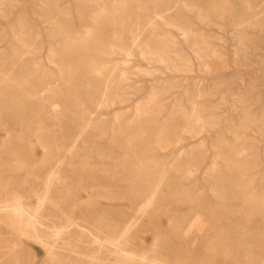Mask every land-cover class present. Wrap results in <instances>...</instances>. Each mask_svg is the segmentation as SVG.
Masks as SVG:
<instances>
[{
  "label": "rangeland",
  "instance_id": "obj_1",
  "mask_svg": "<svg viewBox=\"0 0 264 264\" xmlns=\"http://www.w3.org/2000/svg\"><path fill=\"white\" fill-rule=\"evenodd\" d=\"M36 3L0 0V97L2 103L11 95L20 98L19 103L1 110L0 129L9 119L11 132L0 146V203L16 196L31 204L41 202L43 218L65 220L71 215L87 221H115L113 228H121L134 214L132 204L146 201L150 194L148 185L124 167L122 158L128 154L130 165L149 164L146 170L152 182L161 166L167 169L152 202L142 215L136 214L140 219L127 232L134 249L169 264H246L243 254L253 264H264V242L253 236L264 238V208L260 206L264 190V0H165L154 15L127 22L122 32H109L107 49L90 51L88 56L107 75L97 89L93 84L90 89L86 86L96 83L92 77H83V72L92 69L75 65L74 51L63 52L66 61L54 58V53L62 42L59 38L81 39L95 28V15L124 1L59 0V8L72 11L68 22L58 20V24L55 18L38 16L33 9ZM41 4L38 10L43 14ZM81 11L85 16H79ZM63 22L69 36L53 34L57 38L51 39L50 30ZM114 34L119 37L114 39ZM19 37L28 41L26 50ZM119 38L123 43L116 41ZM155 39L163 49L156 47ZM51 48L55 50L50 52ZM34 56L39 58L33 60ZM60 69L70 83L83 79L84 87L80 90L69 81L62 82ZM29 76L30 84L24 89L38 87L35 99L43 100L45 106L21 91L20 79ZM105 79L111 80L108 97L118 93L121 101L101 102ZM58 82L59 94L48 93L46 88ZM154 93L156 103L149 111L147 103ZM49 100L58 103L59 111L49 114ZM145 109L135 120L138 110ZM193 112L200 113L199 118ZM83 119L92 122L79 130ZM142 131L144 139L136 136L132 146L122 145L121 140L129 136L126 132ZM158 137L169 144L158 147ZM47 138L50 144L45 151L40 142ZM242 162L244 178L233 165ZM49 174L52 183H62L64 189L51 187L47 197L40 199ZM76 194L83 201L74 207ZM100 204L120 205L124 215L112 217ZM30 234L8 213L0 212V264H87L92 246L84 241L72 240V250L54 243L57 254L49 255L48 246ZM110 264L144 263L134 258Z\"/></svg>",
  "mask_w": 264,
  "mask_h": 264
},
{
  "label": "bare ground",
  "instance_id": "obj_2",
  "mask_svg": "<svg viewBox=\"0 0 264 264\" xmlns=\"http://www.w3.org/2000/svg\"><path fill=\"white\" fill-rule=\"evenodd\" d=\"M5 0H3L4 2ZM11 1V0H10ZM35 3L37 1V5L33 8L35 9L34 12H36V14H38V16H44V18L47 20V19H54L55 18V21L57 24L60 22L58 20H63L64 22H68V20L66 19H69V16L71 15V11L70 9L68 8H59V0H34ZM124 3L122 4H113V8L112 10H104V11H100L97 15H95L96 19H94V22H97V24H95V28L91 31H88V33L86 35H84V37H82L81 39H76V38H73V39H69V40H64L63 38H59V39H62L61 43H60V47L57 48V52L54 53V58H58L59 60H62L64 59L63 56H65V52L67 51H74V55H77V63H74L75 65L77 66H90L91 67V71L89 72H83V77L84 78H88V77H92L94 79V81H96V83H88L86 86L89 87V89L91 88V85L93 84L96 89L98 87V85L100 84L101 82V78L103 79V77H105L106 75V71L104 72L103 70L97 68V63H95V61L92 59V57L88 56L89 53L91 54V50L95 47H99V48H106V44L108 43L106 41V36H109L107 35L109 32H113V33H119V32H122L124 26H126V24H128L127 22L129 21H132V20H138L139 18H141L142 16H145V17H150L152 14L154 15L156 12H157V8H158V4H161V3H164L165 0H123ZM143 2V4L141 5L140 2ZM208 2H213L215 3V1L217 0H207ZM15 3V1H14ZM12 2L13 5H17V4H14ZM41 3H46L44 4L45 6H42ZM120 3V2H119ZM41 4L43 8V14L39 12L38 10V5ZM112 4V3H111ZM227 5V4H226ZM112 6V5H110ZM160 6V5H159ZM216 5H214L215 7ZM194 7V6H193ZM247 7V6H246ZM218 8V7H217ZM32 9V10H33ZM40 9V8H39ZM111 9V8H110ZM219 10V9H218ZM247 10V9H246ZM182 11V10H181ZM7 12V11H6ZM26 12V11H25ZM85 12L81 11L80 12V15L79 16H85L84 15ZM216 13V12H215ZM214 13V14H215ZM210 14V12H209ZM261 15V14H260ZM10 16V14H9ZM154 17V16H153ZM256 18V17H255ZM258 18V17H257ZM19 19V17H18ZM248 19V18H247ZM259 19V18H258ZM257 19V20H258ZM25 20V19H24ZM40 20V18H39ZM256 20V21H257ZM53 22V23H54ZM63 22V23H64ZM245 23V22H244ZM249 23V22H248ZM148 24V23H147ZM242 24V23H241ZM251 24V23H250ZM33 25V24H31ZM30 25V26H31ZM37 25V24H36ZM36 25H35V29H36ZM39 25V24H38ZM41 25V24H40ZM49 25V24H48ZM154 25V24H153ZM247 25V24H245ZM15 26V25H14ZM21 26V25H20ZM54 26V25H53ZM56 26V25H55ZM82 26V25H81ZM150 26V25H149ZM148 26V27H149ZM19 27V25H18ZM24 27V26H23ZM32 27V26H31ZM49 27V26H48ZM157 27V26H156ZM254 27V26H253ZM252 27V28H253ZM12 28V27H11ZM17 28V26H16ZM21 28V27H20ZM41 28V27H39ZM85 28V27H84ZM137 28V27H135ZM159 28V27H158ZM235 28V27H234ZM19 29V28H17ZM42 29V28H41ZM53 29V28H52ZM83 29V28H82ZM142 29V28H141ZM150 28H148L149 30ZM21 30L24 31V29L22 28ZM32 30V29H31ZM36 30H39V29H36ZM84 30V29H83ZM236 30V29H235ZM154 31V30H153ZM156 31V29H155ZM28 32L30 33V31L28 30ZM35 32V31H34ZM51 32V33H50ZM49 32V35L51 34V36L53 34H56L58 35L57 37H60L61 35H68L70 34V31H69V28H68V25H66L64 23L63 26L61 25H58V28L56 27V29H53V30H50ZM151 32V31H150ZM235 32V31H234ZM27 33V32H26ZM33 33V32H32ZM21 34V33H20ZM34 34V33H33ZM60 34V35H59ZM122 34V33H121ZM138 34V33H137ZM155 34V33H154ZM19 35V34H18ZM23 35V34H22ZM28 35V34H27ZM48 35V36H49ZM142 35V34H141ZM151 35V34H149ZM153 35V34H152ZM40 36V35H39ZM47 36V35H46ZM55 36V35H54ZM123 36V35H122ZM154 36V35H153ZM152 36V37H153ZM157 36V35H156ZM29 37V36H27ZM38 37V36H37ZM50 37V36H49ZM56 37V38H57ZM63 37V36H62ZM114 39L118 38L119 36L117 34H114ZM135 37V36H134ZM14 38V36L12 37ZM17 38V37H16ZM16 38H14L13 40L17 41ZM20 40L22 41L23 43V48H25L26 50V47H27V44H28V41H26L24 38H21L19 37ZM51 39L52 38H55V37H50ZM55 38V39H56ZM69 38V37H68ZM67 38V39H68ZM140 38V37H138ZM200 38V37H199ZM50 39V40H51ZM238 39V38H237ZM19 40V39H18ZM46 40V39H45ZM108 40V39H107ZM133 40V39H132ZM197 40V39H196ZM215 40V39H214ZM248 40V39H246ZM47 41V40H46ZM58 41V40H56ZM109 41V40H108ZM115 41V40H114ZM118 43L120 41V43H123L121 42V39L119 38L118 40H116ZM154 41V40H153ZM157 40L155 39V42ZM163 41V40H162ZM173 41V40H172ZM243 41V40H242ZM107 42V43H106ZM112 42V40H111ZM133 42V41H132ZM241 42V41H239ZM249 42V41H248ZM18 43V42H17ZM50 43V42H49ZM55 43V42H54ZM158 44L159 41H157ZM165 43V42H164ZM163 43V44H164ZM21 44V43H20ZM51 44V43H50ZM53 44V42H52ZM156 47H158L159 49L162 48L163 49V46H162V43L160 45H158ZM240 44V43H239ZM250 44V43H249ZM18 46V44H16ZM37 45V44H35ZM59 45V44H58ZM120 45V44H119ZM167 46V44H165ZM2 46V45H1ZM16 46V47H17ZM53 46V45H52ZM57 46V45H56ZM241 46V45H240ZM55 47V46H54ZM122 47V46H121ZM155 47V48H156ZM168 48V47H167ZM170 48V47H169ZM10 49V48H9ZM28 49V48H27ZM107 49V48H106ZM112 49V47H111ZM136 49V48H135ZM161 49V50H162ZM209 49V48H208ZM13 50V48H12ZM18 50V48H17ZM20 50V48H19ZM30 50V49H28ZM35 50H37V48H35ZM52 50L54 51V49L51 48L50 52H52ZM113 50V49H112ZM140 50V49H139ZM160 50V52H161ZM165 50V49H164ZM214 50V49H213ZM14 51V50H13ZM32 51V49H31ZM166 51V50H165ZM21 52V51H20ZM27 52V51H26ZM36 52V51H35ZM64 52V53H63ZM102 52V51H101ZM105 52V51H104ZM158 52V51H157ZM156 52V53H157ZM158 52V53H160ZM22 54H24L25 52L22 51L21 52ZM20 53V54H21ZM61 53V54H60ZM103 53V52H102ZM154 53V52H153ZM17 54V53H16ZM39 54V53H38ZM51 54V53H50ZM70 54V53H69ZM165 54V53H164ZM172 54V53H171ZM34 55V54H33ZM40 55V54H39ZM98 55L100 56V53H98ZM127 55V54H126ZM157 55V54H155ZM173 55V54H172ZM13 56V55H12ZM24 56V55H22ZM48 56V55H47ZM53 56V53L52 55ZM132 56V55H131ZM149 56V55H148ZM177 56V55H175ZM15 57V56H14ZM27 57V56H26ZM25 57V58H26ZM104 57V56H103ZM159 57V56H158ZM29 58V57H28ZM39 58L38 56H34L33 60ZM50 58V57H49ZM95 58V57H94ZM109 58V57H108ZM132 58V57H131ZM180 58V57H179ZM14 59V58H13ZM31 59V58H30ZM48 59V58H47ZM133 59V58H132ZM6 60V59H5ZM49 60V59H48ZM57 60V59H55ZM66 61V59H64ZM97 60V59H96ZM103 60V59H102ZM105 60V59H104ZM144 60V59H143ZM27 62V61H26ZM182 62V61H181ZM30 63V62H29ZM54 63V62H53ZM112 63V62H111ZM62 64H65V63H62ZM61 64V65H62ZM69 64V63H68ZM67 64V65H68ZM102 64V63H100ZM122 64V63H121ZM114 66V65H113ZM206 66V65H205ZM119 67V66H118ZM37 68H38V64H36V69H35V72H37ZM108 68V67H107ZM74 69V68H73ZM68 70V69H67ZM71 70V69H69ZM113 71V70H112ZM134 71V70H133ZM66 72V71H65ZM74 73V72H73ZM147 73V72H146ZM50 74V73H49ZM70 74V72H69ZM108 74V72H107ZM19 75V74H18ZM23 75V74H22ZM51 75V74H50ZM65 75H68V74H64V72L62 71V69L59 70V76L61 77V79L63 80L62 82H68L69 81V78L67 79L65 77ZM10 76V75H9ZM21 76V75H20ZM37 76V75H36ZM43 76V74H42ZM48 76V75H47ZM107 76V75H106ZM111 77V74L109 75ZM108 76V78H109ZM121 75H119L120 77ZM32 77V76H31ZM29 78L30 76L26 79V77L24 78H21L20 81H19V86L20 88H23L21 89V91L25 92L26 94L25 95H30L32 96V98L34 97L35 98H39V90H38V87H34L31 91L27 90V89H24V86L27 87L28 84H30L29 82ZM35 73H34V79H35ZM51 78H52V75H51ZM54 78V77H53ZM112 78V77H111ZM115 78V77H114ZM113 78V79H114ZM11 79V78H10ZM39 79V78H38ZM44 79V78H43ZM110 79V78H109ZM13 80V79H12ZM83 80V79H82ZM81 79L79 78H76L72 83H69L70 85H74V87H76L77 89H82L84 86H82V84L84 82H82ZM108 79H105L104 80V88L103 91H102V99H101V102L103 103H107L109 101V99L111 100V102H118V100L121 101L122 97H120L118 95V93H113L112 94V97H108V94L111 93V89H110V81L109 83H107ZM131 80V79H129ZM15 81V80H14ZM115 81V80H114ZM113 81V82H114ZM103 82V80H102ZM121 81L117 82V83H120ZM14 83V82H13ZM116 83V82H115ZM123 83V82H122ZM102 85V83H101ZM125 85V84H124ZM48 86V85H47ZM52 86V85H51ZM113 86V84H112ZM138 86V84H137ZM30 87V86H29ZM118 87V86H116ZM115 87H113L114 89ZM60 89H61V85L58 83H55L54 86L52 87H48L46 88L47 92L49 93L51 91L50 94H59L60 92ZM124 89V88H123ZM133 89V88H132ZM87 92H88V89L86 88ZM85 90V91H86ZM43 91V90H42ZM110 91V92H109ZM44 92V91H43ZM114 92V91H112ZM125 92V91H124ZM45 93V92H44ZM54 94V96H55ZM61 95V94H60ZM87 95V94H86ZM95 95V94H94ZM44 96V95H43ZM51 96V95H50ZM48 97V99H52L51 97ZM111 96V95H109ZM237 96V95H236ZM240 96V95H239ZM91 97V96H89ZM202 97V96H201ZM17 96L16 95H11L10 97H8L7 99V103H2V99L0 97V120L1 119V110H4L5 111L7 109H9L11 106L10 104H16V103H19L20 101V98L19 99H16ZM28 98V97H27ZM65 98V97H64ZM88 98V97H87ZM121 98V99H120ZM239 98V97H238ZM31 99V98H30ZM159 99H162L159 97ZM246 99V98H245ZM10 100H13L15 102H12L10 103ZM37 102H39L37 99H35ZM197 100V99H195ZM45 102H43V100H41V103L39 102L40 105H43L45 106L44 104ZM156 103V94L154 93L153 95H150V98L148 100V103H147V107L148 110L150 109L151 105L152 104H155ZM164 104V103H163ZM163 104L161 106H163ZM47 105H48V112L49 114H52V113H55L57 111H59V107H57L58 103L55 101V100H49V102H47ZM74 106V105H73ZM80 106V105H79ZM78 106V107H79ZM99 106V105H98ZM77 107V108H78ZM155 107V106H154ZM175 107V106H174ZM160 108V107H158ZM165 108V107H164ZM173 108V107H172ZM143 109V108H142ZM147 109L145 110H138V113H137V119L135 120H139L140 119V114L143 113L144 111H146ZM147 110V111H148ZM161 111L163 109H160ZM176 110V109H175ZM194 110V109H192ZM202 110V109H201ZM238 110V109H237ZM150 111V110H149ZM183 111V109H182ZM181 112V111H179ZM63 113V112H62ZM145 113V112H144ZM153 113V112H152ZM157 113V112H156ZM162 113V112H160ZM183 113V112H182ZM194 113V112H193ZM3 114V113H2ZM59 114V113H58ZM136 114V113H135ZM195 115H193L196 119L199 118V114L200 113H194ZM55 115V114H53ZM158 115V114H157ZM162 115V114H161ZM156 116V115H155ZM181 116H184L186 117V115H182ZM85 117L87 118V116L85 115ZM89 117V116H88ZM92 117V116H91ZM134 117V116H133ZM66 118V117H65ZM155 118V117H154ZM160 118V117H159ZM194 118V119H195ZM142 119V117H141ZM150 119V118H149ZM193 119V121H195ZM202 119V118H200ZM263 119V118H262ZM133 120V119H132ZM181 120V119H180ZM183 120H185L183 118ZM190 120V119H189ZM198 121V120H197ZM210 121V120H209ZM91 120L90 119H83L81 121V123L79 124L80 125V129H83L85 128L86 126H88L89 124H91ZM156 122V121H155ZM181 122V121H180ZM196 122V121H195ZM201 122V121H200ZM205 122V121H204ZM10 123L11 121L9 119L6 120V122H3V124L1 125V128L0 131L2 130L3 131V135L1 136L0 138V146H3L5 142H7V138L11 132V128H10ZM142 123V121H139L138 124ZM245 123V122H244ZM188 124V123H187ZM202 124V123H201ZM132 125V124H131ZM135 125V124H134ZM126 126V125H125ZM141 126V125H140ZM254 126V125H253ZM133 127V126H132ZM131 127V129H132ZM211 128V127H210ZM177 131V130H176ZM21 132V130H20ZM1 133V132H0ZM80 133V132H79ZM129 136L128 138H125L123 140H121V143L123 146H127L130 147L132 146L133 142H134V139L136 138V136H140L142 139L143 136H144V132H132V133H129V132H126ZM183 133V132H182ZM125 134V133H123ZM35 137L38 136L37 134H34ZM233 135V134H232ZM126 136V135H125ZM43 138H46V137H43ZM9 139V138H8ZM42 139V137H41ZM46 140V139H45ZM49 139L47 138V141L45 142H40L41 144V147L43 148V150L46 151V149L48 148V144H50V142L48 141ZM77 141V140H75ZM140 141V140H138ZM247 141V140H246ZM248 142V141H247ZM54 143V142H53ZM135 143V142H134ZM156 143L158 144V147L160 148H163V147H166L167 144H169V140H166V139H161V138H157L156 139ZM180 143V142H179ZM173 144V143H172ZM176 144V143H175ZM13 145V144H12ZM239 150V149H238ZM44 151V153H45ZM241 151V150H240ZM238 152V151H237ZM232 155V154H230ZM264 155V154H263ZM236 156V155H235ZM255 158V157H254ZM123 162H124V167L132 174H134L133 176L135 177V179H138L139 181L141 182H144L148 185L149 189H150V194L146 197V201L144 200H137L135 204H132V210L133 208H135L134 211V214L130 217V218H127L123 224V226L121 228H113V224L114 222H105L101 219H98V220H94V221H87V220H83V219H79L77 218L76 216H68L65 220H55V219H49L48 217L46 218H43V216L41 215L40 213V208H41V202H37V203H28V202H25L23 201L20 197H12L9 201H5L3 203H0V212H5V213H8L11 217H12V221H14L15 223H17L20 228L22 227V229L24 230H27V231H30V235H32L35 239H38L39 241L43 242V244L47 245L48 246V254L49 255H53V254H57L55 253L56 251H53V246L55 245L54 243H59L61 242V247H63L65 250H72L71 247V243H72V240L73 241H84L85 243H87L88 245H91L92 249L91 251L88 253V261H87V264H110L111 261H116L118 262L119 260L120 261H126V260H129V259H136V260H139L141 262H143L144 264H169L166 260H163V259H159L157 257H155L154 255H150L149 253L147 252H139L137 251L136 249H134L131 245V243L129 244L128 242V236H127V232L130 230V227L131 225H134L139 219L137 218L136 214L138 212H140L139 214L142 215L141 213L142 212H145L146 209L148 208L149 204L152 202L155 194L158 192L157 190H159L160 188V184H162V179L165 178L164 176H166V172H167V169L164 167V166H161L159 172H158V175H157V180L155 182H152V178L150 176V174L148 173V171L146 170V168H149V164H147L145 161H142L140 163H136V164H128L127 162L130 161V156L128 154H126L123 158ZM223 159V158H222ZM221 159V160H222ZM228 159V158H226ZM239 159H241L239 157ZM230 160V159H229ZM242 160V159H241ZM232 161V160H231ZM243 161V160H242ZM243 163V162H242ZM245 163V162H244ZM244 163L243 164H233L235 165V169L237 170L238 174L240 173L242 175V177L244 178L245 176L243 174H246V167L244 166ZM250 163V162H249ZM254 163V162H253ZM264 163V162H263ZM246 164H247V161H246ZM151 165V164H150ZM257 165V164H256ZM170 166V165H169ZM255 166V165H254ZM174 167V166H173ZM202 167V166H200ZM231 167V166H230ZM225 168V167H224ZM227 168V167H226ZM233 168V167H232ZM252 168V166H251ZM260 168V167H259ZM258 168V169H259ZM256 170V168L254 169V171ZM179 171V170H178ZM183 171V170H182ZM177 172V170H176ZM174 172V173H176ZM250 172V171H249ZM182 173V172H181ZM129 174V173H128ZM169 174V173H168ZM258 174V173H257ZM52 176H50V174L48 175V177L43 181V188H42V192H41V195L39 196L40 199H45L47 197V193L48 191H50L49 189H57L58 191H61L62 189H64L62 183H55L53 184L52 182ZM54 177V176H53ZM136 180V181H138ZM263 180V179H261ZM162 182V183H161ZM233 182V180H232ZM249 182V181H248ZM247 183V182H246ZM53 184V185H52ZM222 184V183H221ZM254 184V183H253ZM261 186V185H260ZM225 187V186H224ZM66 188V187H65ZM211 189V187H210ZM215 189V188H214ZM233 190V189H232ZM236 191V190H235ZM262 191V190H261ZM218 192V191H217ZM232 192V191H231ZM201 193V192H200ZM263 195L261 197V202H260V206L262 208H264V190H263ZM253 196V195H252ZM116 197V196H114ZM125 197V196H124ZM129 198V197H127ZM119 200V198H118ZM130 200V199H128ZM255 200H258L255 199ZM83 201V198L82 196H78L77 194L74 195L73 197V205L74 207H77V204L82 202ZM253 201V200H252ZM158 202V201H157ZM241 202V201H240ZM256 202V201H254ZM258 204V203H257ZM116 206L114 205H107V204H100V208L103 209L105 211L106 214L108 215H111L112 217H118V216H123L124 213H122L120 211V209L118 208L120 205H117L115 204ZM256 205V204H255ZM131 207V206H130ZM247 207V206H245ZM244 207V209H245ZM254 209V208H252ZM256 209V208H255ZM246 210V209H245ZM259 210V209H258ZM264 210V209H263ZM133 211H130V212H133ZM244 211V210H243ZM262 212V211H261ZM252 213H255L254 211ZM258 213V212H256ZM255 213V214H256ZM254 214V215H255ZM139 215V217H140ZM228 217V216H227ZM258 217V216H257ZM225 218V217H223ZM229 218V217H228ZM251 218V217H250ZM254 218V217H253ZM222 219V217H221ZM226 220V219H224ZM261 221V220H260ZM226 222H229V220H226ZM254 222V221H253ZM257 222V221H256ZM263 222V221H262ZM252 223V221H251ZM256 224V223H255ZM254 224V225H255ZM259 224V223H258ZM92 225V226H90ZM105 225L107 226V228L105 227ZM259 227V225L257 226ZM106 228V229H105ZM260 228V227H259ZM256 234V233H255ZM261 234H264L261 233ZM253 236H257L256 239H258V242H264V238H260V234H257V235H254ZM264 236V235H262ZM177 238V237H176ZM155 243H153L154 245ZM155 246V245H154ZM156 248V247H155ZM55 249V247H54ZM150 250L152 252H154L155 250L152 248H150ZM102 251H104L105 253L102 255L100 254ZM65 252V251H64ZM71 252V251H70ZM69 253V252H68ZM242 254V253H241ZM68 256V255H67ZM64 257V255H63ZM66 258V257H65ZM70 258V257H69ZM68 258V259H69ZM243 258L245 259V262L246 264H253V261L251 259H248L249 257H247L245 254H243L241 256V259H242V263H243ZM248 262H247V261ZM70 261V260H69ZM263 262H264V259H263Z\"/></svg>",
  "mask_w": 264,
  "mask_h": 264
}]
</instances>
